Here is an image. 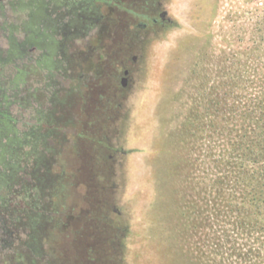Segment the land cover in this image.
Returning <instances> with one entry per match:
<instances>
[{"label": "rangeland", "instance_id": "rangeland-1", "mask_svg": "<svg viewBox=\"0 0 264 264\" xmlns=\"http://www.w3.org/2000/svg\"><path fill=\"white\" fill-rule=\"evenodd\" d=\"M84 11L11 108L0 264H264V0Z\"/></svg>", "mask_w": 264, "mask_h": 264}, {"label": "trees", "instance_id": "trees-1", "mask_svg": "<svg viewBox=\"0 0 264 264\" xmlns=\"http://www.w3.org/2000/svg\"><path fill=\"white\" fill-rule=\"evenodd\" d=\"M90 0L62 5L60 0H0V241L10 244L13 231L6 223L7 198L2 195L18 184L25 172L24 146L35 145L36 128L20 131L11 115L13 105L23 101L26 75L40 68L52 76L59 69V36L67 35L77 16H83ZM86 17V16H84ZM39 51L35 56L34 52ZM17 220L20 217L16 218Z\"/></svg>", "mask_w": 264, "mask_h": 264}, {"label": "flooded vegetation", "instance_id": "flooded-vegetation-1", "mask_svg": "<svg viewBox=\"0 0 264 264\" xmlns=\"http://www.w3.org/2000/svg\"><path fill=\"white\" fill-rule=\"evenodd\" d=\"M160 17H161V20L162 21H165L166 20V17L164 16V14L161 13L160 14ZM154 21H157L156 18H154ZM124 73L127 74L128 73V70L125 69L124 70ZM121 83H122V85L126 84V77H121Z\"/></svg>", "mask_w": 264, "mask_h": 264}]
</instances>
